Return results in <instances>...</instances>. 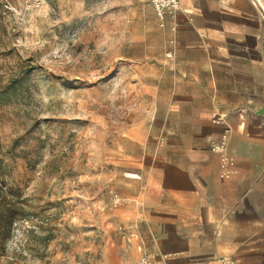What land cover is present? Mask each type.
<instances>
[{"label":"rangeland","instance_id":"1","mask_svg":"<svg viewBox=\"0 0 264 264\" xmlns=\"http://www.w3.org/2000/svg\"><path fill=\"white\" fill-rule=\"evenodd\" d=\"M156 16L150 0H0V195L25 209L0 264H133L111 157L150 119L134 74L158 54Z\"/></svg>","mask_w":264,"mask_h":264},{"label":"crops","instance_id":"2","mask_svg":"<svg viewBox=\"0 0 264 264\" xmlns=\"http://www.w3.org/2000/svg\"><path fill=\"white\" fill-rule=\"evenodd\" d=\"M156 20L158 54L134 74L150 119L111 157L123 198L112 218L137 244L129 262L144 245L156 264H264L263 10L256 0H180ZM222 139L228 177L211 148Z\"/></svg>","mask_w":264,"mask_h":264},{"label":"built area","instance_id":"3","mask_svg":"<svg viewBox=\"0 0 264 264\" xmlns=\"http://www.w3.org/2000/svg\"><path fill=\"white\" fill-rule=\"evenodd\" d=\"M264 13V3L262 0H256ZM153 8L155 9L158 16H163L167 11H174L179 8L180 0H150ZM212 150L217 152L220 155V169L221 175L228 177L232 174V161L231 155L227 149V143L225 140H219L214 142L211 145ZM128 176L139 178L140 175L138 173L127 172L125 173ZM123 200L122 197L116 194L115 203H119ZM155 253L147 248H142V254L139 257V260L136 264H156L155 263ZM225 259H221V264H226Z\"/></svg>","mask_w":264,"mask_h":264},{"label":"trees","instance_id":"4","mask_svg":"<svg viewBox=\"0 0 264 264\" xmlns=\"http://www.w3.org/2000/svg\"><path fill=\"white\" fill-rule=\"evenodd\" d=\"M1 194V189H0ZM25 215L21 202L14 197L12 190L0 195V243L5 244L12 235L13 225Z\"/></svg>","mask_w":264,"mask_h":264}]
</instances>
